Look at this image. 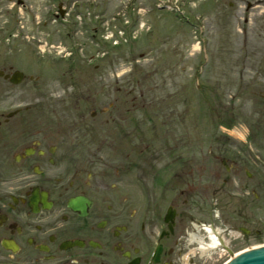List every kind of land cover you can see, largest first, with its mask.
<instances>
[{
  "label": "flooded vegetation",
  "instance_id": "1",
  "mask_svg": "<svg viewBox=\"0 0 264 264\" xmlns=\"http://www.w3.org/2000/svg\"><path fill=\"white\" fill-rule=\"evenodd\" d=\"M2 63L0 264H145L157 239L152 264H182L187 234L199 216L210 221V170H198L197 149L182 147L188 138L173 132V119L182 123L177 111L132 115L142 112L133 87L126 109L112 90L104 101L100 90L85 97L84 84L66 86L63 99L27 96L39 78ZM151 119L165 120L153 125L169 138L159 148L145 138ZM226 160L224 182L238 192L224 189L225 208L237 201L257 208L262 174L248 172L242 157ZM254 216L241 217L245 242L264 232Z\"/></svg>",
  "mask_w": 264,
  "mask_h": 264
},
{
  "label": "rangeland",
  "instance_id": "2",
  "mask_svg": "<svg viewBox=\"0 0 264 264\" xmlns=\"http://www.w3.org/2000/svg\"><path fill=\"white\" fill-rule=\"evenodd\" d=\"M160 1L0 0V67L17 64L39 78L27 96L63 99L66 86L75 83L91 89L85 95L91 99L100 90L98 99L107 100L112 90L110 98L123 100L122 109L136 98L143 113L134 116L176 110L182 123L173 119V132L188 138L182 147L197 149L198 170H210V221L199 216V222L210 223L228 242L204 257L192 254L197 245L186 236L182 264H224L229 251L264 245V183L259 208L237 201L226 209L224 189H234L224 182L225 167L232 162L223 164L221 154L242 157L248 172L264 178V0H174L158 9ZM59 6L67 13L63 18L56 16ZM132 87L135 98L128 95ZM155 122L145 138L159 148L169 138L164 141L163 127L154 130ZM153 130L161 131L160 138ZM206 182L204 177L201 186ZM250 213L263 234L232 242L228 230L239 233L241 217Z\"/></svg>",
  "mask_w": 264,
  "mask_h": 264
},
{
  "label": "bare ground",
  "instance_id": "3",
  "mask_svg": "<svg viewBox=\"0 0 264 264\" xmlns=\"http://www.w3.org/2000/svg\"><path fill=\"white\" fill-rule=\"evenodd\" d=\"M206 231L209 234L210 244L205 243V237L199 235L198 233L190 236V245L197 243L199 245L197 250L202 253V255H206L208 252L215 251L220 247L223 248L227 246L228 242L224 238L220 237L221 231L210 227L206 228ZM195 252L196 251H193V254ZM239 253L241 252L236 253L235 257L239 255Z\"/></svg>",
  "mask_w": 264,
  "mask_h": 264
},
{
  "label": "water",
  "instance_id": "4",
  "mask_svg": "<svg viewBox=\"0 0 264 264\" xmlns=\"http://www.w3.org/2000/svg\"><path fill=\"white\" fill-rule=\"evenodd\" d=\"M228 264H264V247L247 251Z\"/></svg>",
  "mask_w": 264,
  "mask_h": 264
},
{
  "label": "trees",
  "instance_id": "5",
  "mask_svg": "<svg viewBox=\"0 0 264 264\" xmlns=\"http://www.w3.org/2000/svg\"><path fill=\"white\" fill-rule=\"evenodd\" d=\"M229 126H231V125H229Z\"/></svg>",
  "mask_w": 264,
  "mask_h": 264
}]
</instances>
